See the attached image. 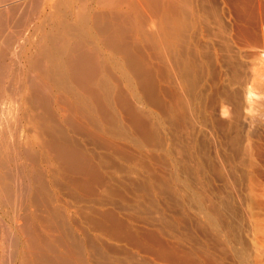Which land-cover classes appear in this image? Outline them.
I'll return each mask as SVG.
<instances>
[{
    "label": "bare ground",
    "instance_id": "1",
    "mask_svg": "<svg viewBox=\"0 0 264 264\" xmlns=\"http://www.w3.org/2000/svg\"><path fill=\"white\" fill-rule=\"evenodd\" d=\"M12 66L14 81L0 84V129L4 98L16 102L23 129L4 145L13 159L0 143V202L18 200L8 215L18 237L1 242L19 248L5 262L222 264L211 242L226 210L221 189L231 200L240 186L247 206L264 198V143L253 134L256 117L243 113L253 96L264 97V0H28L0 10V76ZM206 75L212 84L201 95ZM212 93L233 115L209 121L217 136L191 135L185 167L173 165L174 137L161 123L176 133L185 121L194 127ZM172 165L169 186L155 169ZM152 194L173 202L174 224L137 217L146 202L157 205ZM159 225L171 226L172 240Z\"/></svg>",
    "mask_w": 264,
    "mask_h": 264
},
{
    "label": "rangeland",
    "instance_id": "2",
    "mask_svg": "<svg viewBox=\"0 0 264 264\" xmlns=\"http://www.w3.org/2000/svg\"><path fill=\"white\" fill-rule=\"evenodd\" d=\"M26 1H28V0H0V10H7V9H9L10 7H23V5L26 3ZM22 9V8H21ZM9 60H11V59H9ZM9 60H7V62H11V63H13L12 61H9ZM14 60V59H13ZM13 67L15 68V66H12V69L11 70H9V72H5V77L3 78V74L0 76L1 78H0V81H1V79H5L4 81L2 80L1 81V85L2 86H4V84H7V83H12L13 81H12V79H13V77H15V74H14V76L13 77H11V74L12 73H14V72H12L13 71ZM16 69H17V66H16ZM14 70L15 72H17L18 70ZM12 72V73H11ZM6 73H8L7 75H6ZM7 78V79H6ZM11 78V79H10ZM210 80V81H209ZM212 79H211V77H209L208 78V75H206L205 76V78H203V79H201V82H202V84H201V87L199 88V89H201V90H199V92L201 93V91H203L202 92V94L201 95H204V92H205V90L204 89H202L203 87V85H211L212 83V81H211ZM211 83V84H209V83ZM208 88V87H207ZM263 89H264V84H263ZM255 94H257V91L255 92ZM212 95H216L215 97H214V99H213V102H210V104L209 105H207V107H208V109H210V110H208V112H206V116H204L203 115V113L199 116V114H196V116L195 117H197V118H199V117H201V120L199 119V120H195L196 122H198V123H194V127L193 126H189V124H190V122L189 121H185L184 122V124L182 123V125L180 126V128L178 127L177 129H180V131L178 130V132L176 133L175 131H174V129H172V128H170V130H168L169 128H168V124H163V122L161 123L162 125L161 126H164L165 128H167V130L165 131V130H163L164 132L163 133H167V135H169V136H171V137H174V140H173V143H174V147H175V152L174 153H177L178 155H176V154H174V155H172V156H168L169 158V160H170V162L174 165V163L177 161V160H179V162L177 161V163H180V160H181V165H182V162L183 161H185V162H183V167H185L184 165H186V161H187V148H184V147H186L187 146V144L189 143V141L187 142V140H190L191 139V137L192 136H197V134L199 135V136H209V134H212V133H210V124H211V122L213 123V124H215V123H217V121L219 122V121H226L227 120V118H228V116L229 115H233L232 114V112H233V109L231 108L232 106L231 105H227V104H224L223 102H222V99H221V95L219 94H213L212 93ZM211 95V96H212ZM260 96V95H259ZM255 97V96H253L252 97V100H253V102L251 101V105L249 104V106H248V108H250V110L251 111H249V109L247 108V107H245V106H243V113H245L244 115H247L246 117L249 119H251V120H249V121H252V120H254V121H256V123L254 124V127H255V133H254V131H253V134L255 135V138H258V137H260L262 140H263V143H264V109H263V107H262V102H264V101H262V99H264V97L263 96H260V97ZM219 97V98H218ZM5 100V101H4ZM8 100V101H7ZM257 100V101H256ZM3 101L4 102H8L7 104H9V105H7V114L4 112V115L6 116H4V115H2V119H3V117H4V119H6L5 121H8L7 122V124H6V122L4 121V119H3V123H2V126H1V129H4L5 127H6V125L7 126H10V127H7V130H6V128H5V130H1L0 129V134H3V135H0V138L2 139V138H4L3 139V143L2 142H0L1 144H2V149H4V150H2V152H7L6 154H9L10 155V157H12V159L14 158V156L13 155H16V153L14 152L13 153V149H11L10 148V150L12 151V152H10V150L8 151V150H5L6 148L4 147V145L5 144H8V145H10V147H11V145H12V141H13V138L12 137H14V136H17L18 135V133H20L19 132V130L21 131V129H23V127H22V125H23V123H22V121H20V120H18L17 119V116L16 115H14V114H16V102H14L13 101V98H4L3 99ZM221 101V102H220ZM261 102V103H260ZM15 103V104H14ZM213 103V104H212ZM261 104V105H260ZM213 105V106H212ZM221 105V106H220ZM209 106H211L212 107V109H211V107H209ZM200 108H202L203 107V104H202V106L200 105L199 106ZM146 108H148L147 110H150L154 115H155V111H156V109H154V108H151V107H146ZM145 108V109H146ZM195 108H197V106H196V104H195ZM218 108V109H217ZM256 108V109H255ZM10 109V110H9ZM152 109H154L153 111H152ZM221 109V110H220ZM263 109V110H262ZM15 110V111H14ZM202 111H203V108L201 109ZM245 110V111H244ZM249 112H248V111ZM197 111H198V109H197ZM196 111V112H197ZM225 111V112H224ZM228 111L230 112L231 111V113H228ZM155 112V113H154ZM210 112V113H209ZM224 112V113H223ZM198 113V112H197ZM208 113V114H207ZM10 115V116H9ZM253 115V116H252ZM155 116H157V115H155ZM16 117V118H15ZM245 117V116H244ZM244 118V119H246V121H248V119L247 118ZM252 117H256L255 119L253 118L252 119ZM204 118V119H203ZM207 118V119H206ZM15 119V120H14ZM243 119V121H245ZM15 122H14V121ZM202 120H204V121H208V123H209V126H208V124L205 122V123H202ZM16 121L18 122V124L20 125L21 123V125H20V129H19V126L17 127V124H16ZM200 121V122H199ZM203 121V122H204ZM209 121H211V122H209ZM9 122H11V124L9 125L8 123ZM5 123V124H4ZM13 124V125H12ZM11 125H12V127H11ZM202 125H206V127H204V126H202ZM257 125V126H256ZM14 126H16V127H14ZM4 127V128H3ZM191 127H193V128H191ZM257 127V128H256ZM8 128H10V129H8ZM188 128V129H187ZM190 128V129H189ZM164 129V128H163ZM183 129H185V130H183ZM194 129V130H193ZM206 129H208V131L206 130ZM254 129V128H253ZM11 132H10V131ZM18 130V131H17ZM172 130H173V132H172ZM181 130H182V132H181ZM201 130V132H199ZM210 130V131H209ZM6 131H8V132H6ZM13 131V132H12ZM169 133H168V132ZM189 132V134H188V132ZM202 131H203V133H202ZM4 132H5V134H4ZM18 132V133H17ZM171 132V133H170ZM181 132V133H180ZM6 133L8 134H11L12 135V133H13V135L12 136H9V134L7 135V136H5L6 135ZM173 133V134H172ZM177 135H176V134ZM191 133V134H190ZM193 133H194V135H193ZM201 135H200V134ZM214 134H212V136H217L218 134H217V131H215V132H213ZM175 134V135H174ZM179 134V135H178ZM206 134V135H205ZM208 134V135H207ZM181 135V136H180ZM187 135V136H186ZM192 135V136H191ZM2 136V137H1ZM5 136V137H4ZM162 136H163V134H162ZM168 136V137H169ZM191 136V137H190ZM211 136V135H210ZM256 136H258V137H256ZM170 137V138H171ZM178 137V138H177ZM186 137V138H185ZM5 138H7V139H9V142L7 143V139L5 140ZM182 138V139H181ZM186 140H185V139ZM12 139V140H11ZM183 139H184V141H183ZM5 140V141H4ZM24 141H25V138H24ZM178 141H180V142H182V143H180V142H178ZM177 142H178V144H177ZM187 142V143H186ZM0 144V145H1ZM176 145H180L181 146V148L180 149H182V148H184V149H182V150H179V148H176V147H179V146H176ZM264 145V144H263ZM183 146V147H182ZM149 147V146H148ZM147 147V149L148 150H150V149H153L152 147L149 149ZM177 149L179 150V151H183L184 150V152H181V154H180V152L178 151V152H176L177 151ZM159 151V149H157V153H160V154H162L163 153V151L162 150H160V151H162V152H158ZM186 151V152H185ZM11 154H10V153ZM156 152V151H155ZM8 155V156H9ZM183 155H184V157H183ZM16 157V156H15ZM18 162L19 161H22L21 159H17V158H15ZM164 160V159H163ZM183 160V161H182ZM264 156H263V158H261V160H260V162H259V164H260V171H259V173H258V180H260V182L261 183H263L264 184ZM167 163V166H169L171 163ZM11 163L12 162H10V165H11ZM176 163V164H177ZM173 165H172V168H169V167H171V166H169V167H167L166 169L165 168H161V170L162 171H159L158 170V168L157 169H155L156 171H155V174L157 175L158 173H160V177L161 176H165L164 178H166L168 181V183H169V186H171V185H173V177H175V174L174 173H176V170L174 169V171L172 170L173 169ZM182 169V170H181ZM181 169H178L179 171H180V177H182L181 178V181H182V187H183V181H184V178H186V175H185V172H184V168H181ZM165 170V171H164ZM167 170V171H166ZM168 170H169V172H168ZM164 171V172H163ZM178 171V172H179ZM182 171L184 172V173H182ZM157 172V173H156ZM163 172V174L161 175V173ZM167 172V173H166ZM170 172H171V174H170ZM173 172V173H172ZM181 173H182V175H181ZM166 174V175H165ZM173 174H174V176H173ZM177 174V173H176ZM119 175V174H118ZM143 176V175H142ZM185 176V177H184ZM186 180V179H185ZM169 181H171L172 183H170ZM220 187V184H219V182H216L215 184H214V186H212V188L213 189H216V188H219ZM236 188L239 190V196H238V198L236 197L235 198V196L233 197V195H231V200H233L232 202H230L231 200L229 199V193H230V191H229V189H227V190H225V192H226V195H225V193H224V191L221 189V192H223L222 194H224V195H222L223 196V202H224V204H225V206H224V208L226 209L223 213V215H224V217H223V222H221V225H220V223H218V225H217V227L215 228V230L216 231H214L213 232V234H212V236H213V240H212V238H211V242H213V244H215L214 242H216L217 241V243H216V246L212 249V255L215 257V258H217V260L218 261H220L222 264H254V263H256V264H264V198L260 201V205L261 206H250V205H248L247 206V202H246V200L244 199V197H243V195H241V194H243V190L241 191V187L239 186V187H237L236 186ZM130 193V195H126V197H127V200L126 201H128L129 203L128 204H126V206H130V208H131V205H134V203L132 204V202H130V201H133L131 198L132 197H134V195H132L131 194V192H127L126 194H129ZM241 193V194H240ZM153 196H155V198H157V199H154V197ZM227 196V197H226ZM154 200H157L156 201V206H153V207H151L150 205L148 206V202H146L145 203V207H143V210H140L139 212H138V215H137V217H140L141 216V218H152L151 220L152 221H154V220H157L158 221V219L160 220V218H162V219H165L167 222H168V224L170 223V225H172V223L174 224V222H175V217H176V215H175V213H177V212H175L176 210V208L175 207H173L174 205H173V202L172 201H170V199L168 198V196L167 195H163V196H158V195H154V194H152V196H151ZM159 198V199H158ZM228 198V199H227ZM239 199V200H238ZM241 199V200H240ZM16 200V199H15ZM14 200V198H13V202L15 201ZM245 200V201H244ZM12 201V200H11ZM11 201H7V203H9V204H7V203H3V202H0V204H2V205H0V209L2 210H0V216H2V217H0V230L1 231H3V232H1L0 231V242L1 241H3V240H7V239H9V238H13V236H17V234L15 233L14 234V222H12L13 221V219L11 218L10 219V217H13L14 218V216L15 215H13V214H15L18 210V207H17V209H15V207L17 206L16 204H18L17 203V201H15L14 202V204H13V202H12V208L10 207L11 205H10V203H11ZM231 203L230 204V206H231V208L230 207H228L229 205H228V203ZM172 202V203H171ZM262 202V203H261ZM16 203V204H15ZM163 203V204H162ZM244 203V204H243ZM8 206H7V205ZM147 204V205H146ZM172 204V205H171ZM4 205H5V207H4ZM15 206V207H14ZM141 206V205H140ZM252 207L251 209H250V207ZM133 208H134V206H132ZM148 209H147V208ZM158 207V208H157ZM227 207V208H226ZM233 207V208H232ZM12 209L11 211H13V212H10V210L9 209ZM14 209V210H13ZM162 209V210H161ZM229 209H230V212H229ZM232 209V210H231ZM244 209V210H243ZM15 210H17V211H15ZM145 210V211H144ZM146 210H147V213H146ZM7 211V212H6ZM174 211V212H173ZM239 211V212H238ZM5 212V213H4ZM141 212V213H140ZM145 214H144V213ZM149 212V213H148ZM245 212V213H244ZM252 212V213H251ZM2 213H3V215H2ZM18 213V212H17ZM136 213V212H135ZM160 213V214H159ZM149 214V215H148ZM173 214V215H172ZM10 217H9V216ZM13 215V216H12ZM158 215V216H157ZM161 216V217H160ZM241 216V217H240ZM157 217H158V219H157ZM168 217V219H166ZM247 218V219H246ZM162 219H161V221H162ZM171 219V220H170ZM12 220V221H11ZM156 221V222H157ZM246 221V222H245ZM14 223V224H13ZM224 223V224H223ZM247 224V225H246ZM5 227H4V226ZM160 225H161V223H160ZM159 225V226H160ZM237 225V226H236ZM1 226H3V228L4 229H2L1 228ZM13 228H12V227ZM183 228H182V227ZM185 226H186V228H187V225H186V223L185 224H182V225H180V229H179V232H180V234H181V237L184 235V237H182V238H184L183 240H185V238H186V233H187V230H186V228H185ZM229 226V227H228ZM167 227H168V229H167ZM166 227V230H165V228H164V226L162 225V227L160 226V228L161 229H163V233H166V234H163L164 235V237L166 236V235H168L169 237V239L168 238H166V239H168V240H172L171 238H172V234L174 233L173 232V230L171 229L170 230V228H171V226H170V228H169V226H167ZM231 227V228H230ZM221 228V229H220ZM229 228V230H226V229H228ZM233 228V229H232ZM235 228V229H234ZM247 228V229H246ZM250 228V229H249ZM6 229V230H5ZM185 229V230H184ZM13 230V231H12ZM232 230V231H231ZM7 231V232H6ZM164 231H166V232H164ZM184 231V232H183ZM229 231H231V233H229ZM235 231V232H234ZM237 231V232H236ZM247 231V232H246ZM11 232H12V234H11ZM263 232V233H262ZM172 233V234H171ZM249 233V234H248ZM4 234H6V235H4ZM230 234V235H229ZM238 234V235H237ZM10 235H11V237H10ZM229 237H228V236ZM235 235V236H234ZM5 236V237H4ZM217 236V237H216ZM225 236V237H224ZM4 237V238H3ZM18 237V236H17ZM16 237V238H17ZM249 237V238H248ZM252 237V238H251ZM6 238V239H5ZM215 238V239H214ZM226 238V239H225ZM263 238V239H262ZM2 239V240H1ZM233 239V240H232ZM236 239V240H235ZM216 240V241H215ZM232 240V241H231ZM263 240V241H262ZM221 241V242H220ZM232 242V243H231ZM239 244H238V243ZM1 243H2V245H1ZM0 243V253H1V255H0V263L1 262H3L2 264H7V262L9 261H11V258H9V257H11V255H12V258H13V253L12 252H10V251H13L14 249H15V246H16V244H15V246H14V244H11V246L9 245V244H7V243H3V242H1ZM3 244H4V246H3ZM219 244V245H218ZM228 244V245H227ZM230 244V245H229ZM7 245L9 246V249H8V247H7ZM12 245H13V248L14 249H10V247H12ZM3 246V247H2ZM217 246H218V248H217ZM249 246V247H248ZM7 247V248H6ZM221 247V248H220ZM233 249H232V248ZM246 247V248H245ZM19 248V246L17 245L16 246V249L15 250H17ZM217 248V249H216ZM236 250H235V249ZM261 248V249H260ZM4 250V252H3V250ZM247 249V250H246ZM7 250V251H6ZM14 250V251H15ZM219 250V251H218ZM224 250V251H223ZM263 250V251H262ZM233 251V252H232ZM236 251V252H235ZM238 251L240 252V253H238ZM244 251V254L242 253ZM224 252V253H223ZM250 252V253H249ZM4 253V254H3ZM9 253H10V255H9ZM226 253H227V255H226ZM234 253V254H233ZM249 253V254H248ZM238 254H241V256H239L238 257ZM259 254V255H258ZM234 255V256H233ZM237 255V256H236ZM244 255H246L245 257H244ZM257 255V256H256ZM3 256V257H2ZM9 256V257H8ZM242 256H243V258H245V259H243L242 258ZM254 256H256V258L255 259H253L254 258ZM230 257V258H229ZM247 257V258H246ZM1 258H2V261H1ZM9 259L7 262H5L7 259ZM228 258V260H226ZM240 258V259H239ZM250 258V259H249ZM4 259H5V261H4ZM243 260V261H242ZM251 262H250V261ZM252 260H255V262L253 263V261ZM257 260H259L258 262H256ZM233 261V262H232ZM5 262V263H4ZM9 262H8V264H9ZM12 262V261H11Z\"/></svg>",
    "mask_w": 264,
    "mask_h": 264
}]
</instances>
